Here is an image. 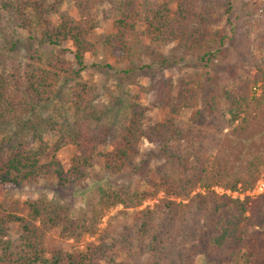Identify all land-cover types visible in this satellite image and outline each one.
<instances>
[{"label":"trees","instance_id":"16d2710c","mask_svg":"<svg viewBox=\"0 0 264 264\" xmlns=\"http://www.w3.org/2000/svg\"><path fill=\"white\" fill-rule=\"evenodd\" d=\"M98 1L73 0L80 16L75 21L61 10L63 0H0L2 41L9 44L21 31L30 36L39 31V47L28 50L29 62L19 59L17 40L8 49L15 56L0 54V122L19 124L23 115H34L40 104L57 98L62 78L74 82L65 101L75 110L72 123L45 118L40 128L35 122L28 133L0 139V188H22L43 180L54 181L61 191H72L93 175L97 157L102 158L103 171L116 176L133 165L143 143L162 145L163 152H168V145L181 137L176 120L184 109L197 105L198 73L180 76L176 85L157 78L144 88L154 92L148 106L133 96L119 137H114L111 150L101 152L111 129L104 122V110L95 104V89L81 78L85 54L96 53L88 36L98 26L91 16ZM112 5L119 18L103 45L111 58L130 63L125 74L144 70L148 66L142 62L144 57L157 58L160 68L191 59L207 69L231 39L246 41L264 27V0H120ZM219 24L228 26L229 34L212 29ZM143 38L146 44L141 43ZM168 46L169 58H165L159 50ZM41 47H65L77 68L64 57L40 53ZM249 59L253 75L223 86L218 98L204 102L208 115L226 128L264 111V54ZM256 86L259 94L253 90ZM154 110L165 113L152 123L147 113ZM50 133L57 135L55 150L76 149L67 167L56 158L41 162ZM169 162L176 174L163 172L158 180L139 174L146 189L123 185L97 192V204L103 211L117 206L134 210L131 225L124 228L123 244L134 242L141 253L151 257L149 264H194L203 254L217 264H264V196L241 200L215 191H250L264 172V159L251 160L243 175L231 174L226 167L219 169L220 162L201 154L172 152ZM145 201H153L152 206L142 208ZM14 227L19 236L15 250L9 240ZM89 227L85 213L74 218L70 206L43 198L0 203V264H98L115 247L101 237L82 252L49 248L47 243L54 230L61 239L78 241Z\"/></svg>","mask_w":264,"mask_h":264},{"label":"rangeland","instance_id":"374dc122","mask_svg":"<svg viewBox=\"0 0 264 264\" xmlns=\"http://www.w3.org/2000/svg\"><path fill=\"white\" fill-rule=\"evenodd\" d=\"M119 1L99 0L96 7L92 9L91 16L98 26L90 33L88 41L94 45L96 53L93 56L85 54V69L81 72L82 81L95 89L97 95L95 104L104 110V122L111 129V137L101 152L111 150L115 142L114 137H119L133 96L137 95L139 102L148 106L154 99V92H145V89H148L157 78L170 79L176 85L180 76L198 73L201 86L198 89L197 105L191 109H184L176 120L181 137L168 145V152H163L162 145L143 143L133 165L116 176L106 174L102 168V158L97 157L93 175L76 184L72 191H61L54 181L42 180L22 188H0V203L22 204L27 200L34 201L43 198L54 204L68 205L74 218L81 213L87 215L90 222L89 232L80 240L73 241L61 239L58 230H54L48 238L49 248H60L67 252H82L87 244L101 237L105 244L115 245V247L110 255L100 260L98 264H149L151 257L141 253L134 242L129 241L123 244L125 241L124 228L131 225L134 210H125L117 206L110 211H103L97 204V192L101 189L110 190L123 185L137 190L146 189L142 176L140 178L139 174L150 176L155 180H158L163 172L176 174L174 164L169 162L172 152L208 156L210 160L221 163L219 169L226 167L231 174L237 175H243L248 163L255 157L264 159V111L258 115L254 113L248 115L245 118L246 123L241 124L238 121L233 127L226 128L219 119L210 117L204 108L205 100L211 97L218 98L223 86H230L242 77L253 75L249 57H261L264 54V27L246 41L238 38L231 39V43H227L222 48L216 62L207 69L203 70L191 59L181 64L160 68L157 58L144 57L142 62L148 65L144 70L125 74L124 71L131 68L130 63L128 61L119 62L111 58L103 45L104 37L112 31L113 22L119 18V15L112 11V4ZM49 2L52 3L54 0H49ZM61 10L71 15L75 21H79L80 16L74 9L73 0H63ZM212 29H219L222 31L221 34H229V27L225 24L213 26ZM38 35L39 31H34L31 36L21 31L10 40L9 44L17 40L19 59L23 62H29L28 50L31 47L35 49L39 47L36 43ZM141 43L146 44L147 40L143 38ZM9 44L0 39V54L16 55L8 51ZM64 48L56 50L41 47L40 53L46 52V54L64 57L71 61L74 68H77L69 51H64ZM66 48L69 49L67 46ZM169 48L170 46L161 48L159 54L169 58ZM73 83L71 80L62 78L58 84L57 98L52 102L40 104L34 115H23L19 124L15 121L0 122V139L8 134L28 133L35 122L40 128L42 125L40 120L45 118L54 121L63 119L72 123L75 110L71 103L65 101V98ZM258 86L253 89L257 94L260 93ZM164 113L159 110L150 111L147 113V118L153 123L160 120ZM47 138L49 148L40 157L41 162L56 158L64 167H67L71 158L77 153L76 149L66 147L57 151L53 147V143L57 141V135L50 133ZM170 151L171 154H169ZM138 168L140 170H137ZM262 176L264 172H261L259 178ZM215 191L219 194L226 193L222 188H215ZM247 192L238 194L245 197ZM152 204L153 201H145L141 207L152 206ZM16 231L17 228L14 227L9 235L14 250L19 243ZM194 264H217V262L208 259L203 254L195 258Z\"/></svg>","mask_w":264,"mask_h":264},{"label":"built area","instance_id":"2783aa9c","mask_svg":"<svg viewBox=\"0 0 264 264\" xmlns=\"http://www.w3.org/2000/svg\"><path fill=\"white\" fill-rule=\"evenodd\" d=\"M227 195H231L233 198L238 197L239 199H243L244 197L241 194H238L237 192H229L226 191ZM246 196L249 198H256L259 196H264V176H262L254 185V187L246 193Z\"/></svg>","mask_w":264,"mask_h":264}]
</instances>
